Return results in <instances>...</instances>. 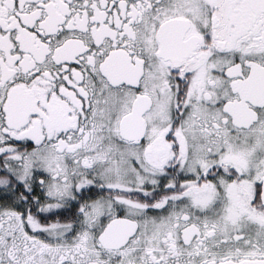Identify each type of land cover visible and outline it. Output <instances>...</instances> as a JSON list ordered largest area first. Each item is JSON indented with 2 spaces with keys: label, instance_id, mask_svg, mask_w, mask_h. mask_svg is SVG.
<instances>
[{
  "label": "snow or ice",
  "instance_id": "snow-or-ice-1",
  "mask_svg": "<svg viewBox=\"0 0 264 264\" xmlns=\"http://www.w3.org/2000/svg\"><path fill=\"white\" fill-rule=\"evenodd\" d=\"M0 264H264V0H0Z\"/></svg>",
  "mask_w": 264,
  "mask_h": 264
}]
</instances>
